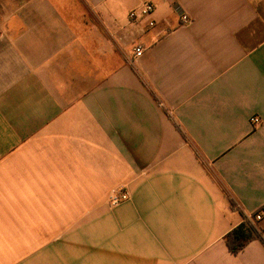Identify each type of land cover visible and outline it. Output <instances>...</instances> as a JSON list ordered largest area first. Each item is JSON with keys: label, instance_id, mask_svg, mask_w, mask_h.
<instances>
[{"label": "crops", "instance_id": "obj_1", "mask_svg": "<svg viewBox=\"0 0 264 264\" xmlns=\"http://www.w3.org/2000/svg\"><path fill=\"white\" fill-rule=\"evenodd\" d=\"M0 30V264H264L224 242L264 204V0H0Z\"/></svg>", "mask_w": 264, "mask_h": 264}, {"label": "built area", "instance_id": "obj_2", "mask_svg": "<svg viewBox=\"0 0 264 264\" xmlns=\"http://www.w3.org/2000/svg\"><path fill=\"white\" fill-rule=\"evenodd\" d=\"M153 12V7L150 4H145L143 7L137 10H133L129 13L128 17L131 22H137L144 17L150 16ZM190 22V18L183 14L180 16V25H187ZM148 27H154V22L150 21ZM1 32V30H0ZM144 51V48L141 46H135L133 48V58H139ZM250 122L254 125L259 124L260 120L258 117L253 116L250 119ZM129 198V194L124 189L113 190L109 194V206L115 207ZM264 204L259 206L252 214L249 216H243L242 223L246 225L247 228H250L254 233L259 234V236L264 241Z\"/></svg>", "mask_w": 264, "mask_h": 264}, {"label": "trees", "instance_id": "obj_3", "mask_svg": "<svg viewBox=\"0 0 264 264\" xmlns=\"http://www.w3.org/2000/svg\"><path fill=\"white\" fill-rule=\"evenodd\" d=\"M229 203L233 209L238 211L243 217L242 212L238 208L237 204L230 198ZM253 240L263 241L259 234L254 233L250 228H247L245 224L241 223L229 233L224 236V242L232 254L239 253L247 244Z\"/></svg>", "mask_w": 264, "mask_h": 264}]
</instances>
